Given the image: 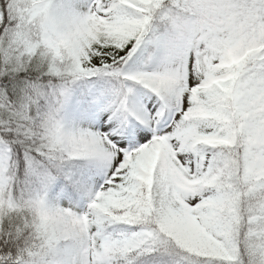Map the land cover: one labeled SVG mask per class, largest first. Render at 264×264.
Here are the masks:
<instances>
[{"label": "snow or ice", "instance_id": "snow-or-ice-1", "mask_svg": "<svg viewBox=\"0 0 264 264\" xmlns=\"http://www.w3.org/2000/svg\"><path fill=\"white\" fill-rule=\"evenodd\" d=\"M0 264H264V0H0Z\"/></svg>", "mask_w": 264, "mask_h": 264}]
</instances>
